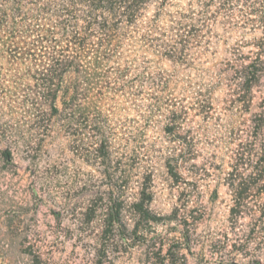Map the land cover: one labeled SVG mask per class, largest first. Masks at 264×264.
Returning a JSON list of instances; mask_svg holds the SVG:
<instances>
[{
	"label": "rangeland",
	"instance_id": "1",
	"mask_svg": "<svg viewBox=\"0 0 264 264\" xmlns=\"http://www.w3.org/2000/svg\"><path fill=\"white\" fill-rule=\"evenodd\" d=\"M206 1L166 0L157 31L167 28L162 37L173 42L172 16ZM254 1L213 0L199 35L173 57L148 45L141 27L102 63L88 97L107 138L111 170L116 164V175L125 173L126 203L145 188L149 208L161 217L133 232L125 211L127 235H115L105 253L100 208L89 223L82 219L95 192L109 190L104 165L78 151L59 123L34 128L16 66L0 60V264H149L168 252L178 253L177 264H264V226L258 222L247 236L255 224L249 214L231 216L227 179L254 120H264V81L246 109L219 74L227 61L254 55L260 42L264 61V26L250 12ZM172 112L175 130L188 138L190 162L179 172L189 184H176L167 164L181 148L167 130ZM186 202L187 219L181 215ZM176 207L181 211L174 219ZM234 242L241 245L233 249Z\"/></svg>",
	"mask_w": 264,
	"mask_h": 264
},
{
	"label": "trees",
	"instance_id": "2",
	"mask_svg": "<svg viewBox=\"0 0 264 264\" xmlns=\"http://www.w3.org/2000/svg\"><path fill=\"white\" fill-rule=\"evenodd\" d=\"M212 2L207 0L199 10L190 7L173 15L171 28L175 34L170 42L162 37L167 28L157 31L155 27L165 15L166 0H0V60L16 66L17 73L13 75L21 81L18 87L23 95L22 105L31 111L32 125L44 130L59 123L68 129L78 151L104 165L103 178L109 190L95 192L82 218L89 223L100 208V250L104 253L115 235H127L125 211H129L127 218L134 220L133 232H137L141 222L150 224L161 217L149 208L150 193L145 188L134 201L126 203L122 192L125 173L116 175V164L111 170L107 138L102 133L95 104L88 97L101 76L99 69L104 61L116 56L123 38L141 27L146 30L142 38L148 45L161 46L171 57L183 52L189 41L199 35ZM150 7L154 11L146 18ZM250 12L264 26V0H255ZM262 44L258 43L254 55H240L227 61L219 72L228 81V94L246 109L252 103L255 88L264 81ZM98 90L102 91L100 87ZM198 106L204 108L205 101L200 99ZM176 124L172 112L167 130L178 137L181 148L167 164L173 181L187 184L190 181L181 176L179 166L190 162L188 138L186 133L175 130ZM4 154L10 157L11 148ZM237 155L227 178L233 195L230 213L236 219L249 214L255 223L248 231L250 236L258 222L264 226V120H254L253 130ZM187 205L182 204L181 215L185 219L191 211ZM180 209L175 208L172 218H177ZM239 245L234 242L232 248ZM151 258L149 264H177L179 256L168 252L158 257L159 261L156 256Z\"/></svg>",
	"mask_w": 264,
	"mask_h": 264
}]
</instances>
